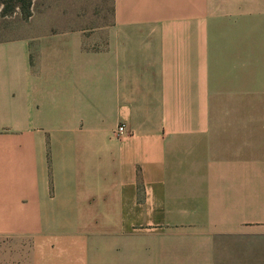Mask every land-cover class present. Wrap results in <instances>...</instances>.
I'll return each mask as SVG.
<instances>
[{
	"label": "crops",
	"instance_id": "crops-1",
	"mask_svg": "<svg viewBox=\"0 0 264 264\" xmlns=\"http://www.w3.org/2000/svg\"><path fill=\"white\" fill-rule=\"evenodd\" d=\"M97 1L0 36V264H264V0Z\"/></svg>",
	"mask_w": 264,
	"mask_h": 264
},
{
	"label": "rangeland",
	"instance_id": "rangeland-1",
	"mask_svg": "<svg viewBox=\"0 0 264 264\" xmlns=\"http://www.w3.org/2000/svg\"><path fill=\"white\" fill-rule=\"evenodd\" d=\"M94 0H0V36L18 29L34 28L46 20L54 30L65 25V18L79 21L78 28L85 29L89 35L100 33L99 29L108 23L109 9ZM108 5L109 0H103ZM87 5L85 8L84 4ZM99 2V0L97 1ZM101 31V30H100ZM262 145L264 148V121L261 123ZM264 154V153H263ZM264 161V156H263ZM30 252L23 249L22 264H30ZM56 256L62 257L61 250L48 251L47 257L52 261ZM51 264V262L49 263ZM55 264V263H53ZM63 264V263H58Z\"/></svg>",
	"mask_w": 264,
	"mask_h": 264
},
{
	"label": "built area",
	"instance_id": "built-area-1",
	"mask_svg": "<svg viewBox=\"0 0 264 264\" xmlns=\"http://www.w3.org/2000/svg\"><path fill=\"white\" fill-rule=\"evenodd\" d=\"M125 131H126V127L125 125H119L115 132H114V136L118 139V140H122L125 137Z\"/></svg>",
	"mask_w": 264,
	"mask_h": 264
}]
</instances>
